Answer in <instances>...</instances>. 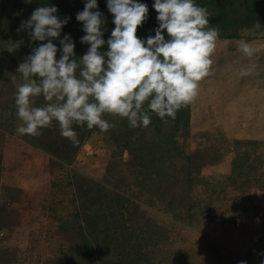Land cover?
Masks as SVG:
<instances>
[{
	"label": "rangeland",
	"instance_id": "obj_1",
	"mask_svg": "<svg viewBox=\"0 0 264 264\" xmlns=\"http://www.w3.org/2000/svg\"><path fill=\"white\" fill-rule=\"evenodd\" d=\"M45 1L0 0V264H261L263 0H206L218 4L206 7L220 32L213 73L176 124L151 113L148 127L130 128L105 116L115 127L74 126L76 145L56 122L37 137L16 133V69L36 46L6 48ZM138 1L154 9V0ZM250 7L252 21L244 18ZM218 8H228V23L217 21ZM241 42L255 49L251 57ZM44 103L33 98V106ZM48 144L56 156L42 149Z\"/></svg>",
	"mask_w": 264,
	"mask_h": 264
},
{
	"label": "clouds",
	"instance_id": "obj_2",
	"mask_svg": "<svg viewBox=\"0 0 264 264\" xmlns=\"http://www.w3.org/2000/svg\"><path fill=\"white\" fill-rule=\"evenodd\" d=\"M152 7L158 27L154 36L141 39L137 30L148 19V6L138 0H107L114 28L105 41L103 14L95 10L97 0H87L76 15L85 33L80 42L89 45L79 59L71 37L65 34L60 39L68 18H60L55 6L37 7L17 29L26 31L31 41L43 43L32 48L16 69L23 80L14 98L21 122L16 133L37 137L56 122L60 135L76 145L74 126L107 133L115 124L105 116H112L126 119L130 128H146L150 113L167 124L191 105L201 82L213 73L219 29L210 27L212 14L195 0H154ZM57 39L59 49L53 43ZM22 43L11 42L6 50L16 52ZM105 44L107 50L100 51ZM240 51L251 57L255 49L241 42ZM249 73L242 69L240 76ZM34 97H43L45 103L33 106Z\"/></svg>",
	"mask_w": 264,
	"mask_h": 264
},
{
	"label": "trees",
	"instance_id": "obj_3",
	"mask_svg": "<svg viewBox=\"0 0 264 264\" xmlns=\"http://www.w3.org/2000/svg\"><path fill=\"white\" fill-rule=\"evenodd\" d=\"M44 1V0H42ZM70 1L69 0H61V2L59 4H56V0H46L44 3V6H55L57 9H58V12L56 13L60 18H64V17H67L68 18V22L67 24L62 28L61 30V35H60V39L64 37L65 34L69 35L72 39V41L74 42L75 44V50H80L82 48H85L87 44H82L80 42V38L85 35V33L83 32V30L80 29V31H76L75 29L73 28H70L68 25L70 24H75V23H78V21L76 20V15L78 12L82 11L83 8H84V4L87 2V0H73V5L70 6ZM140 3H143L142 1H138ZM195 2L197 3L198 6H201V7H210V6H216L218 7V4H216V2H211V1H206V0H195ZM151 4H153L154 2L151 1L150 2ZM263 5L261 6H264V0H263ZM97 5H98V8L95 9V10H98L100 11L103 15H102V19H104V25H103V32H104V36H103V39L106 41L109 37H110V34H111V31L113 30L112 27H114V24L112 23V20H113V16L112 14L108 11L107 9V0H97ZM258 3H254L251 7H257ZM250 7V12H251V15H245L244 18L245 19H249V20H253L254 18H252V14L254 13V8H251ZM257 9H259V7H257ZM225 10V12H224ZM228 8H218L216 9L217 11V15H218V19L217 21L224 23H228V18H227V13L230 14L228 11ZM220 14V15H219ZM226 15V17H224ZM232 15V14H230ZM156 16H157V13L154 9H149V12H148V19L143 23L142 26L138 27V30H137V35L139 38L141 39H146L149 35H152L154 36L155 35V32L153 31L156 27H158V22L156 20ZM229 19L230 16H229ZM209 22H210V26H214V24L216 23L215 22V17L211 16L209 17ZM218 23V22H217ZM80 26H82V22H80ZM20 25L16 26V28H19ZM82 32V33H81ZM165 34V37L167 38L166 36V33ZM16 37L18 39H20V41H24L25 43L28 42L29 44V47H34V46H38L39 43H43V42H33L30 40V37L28 35V33L26 31H20L18 32V34L16 35ZM16 41V39H14V42ZM59 40H53L54 44H56ZM58 44V43H57ZM105 49H107V46L106 44L100 49V51H104ZM77 54V52H75ZM77 57V56H76ZM151 114V113H150ZM173 122L176 124L177 120H173ZM124 144H127V143H124ZM63 149L67 150V147H69L68 145H61ZM60 147V146H59ZM54 146L51 144V145H44L42 147V149H44L45 152L49 153V154H52L50 151L51 149H53ZM61 148V147H60ZM68 154L71 153V150L68 149L67 152ZM53 156H56L55 154H52ZM85 210H88L85 209ZM83 222L85 223L86 225V219L83 220ZM90 223H92V221H90ZM94 236V235H93ZM99 239H102V238H99ZM98 243V242H97ZM101 243V247H107L105 244H104V241L102 242V240L98 243L100 244ZM103 245V246H102ZM98 248H100L98 246Z\"/></svg>",
	"mask_w": 264,
	"mask_h": 264
}]
</instances>
